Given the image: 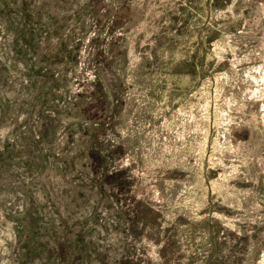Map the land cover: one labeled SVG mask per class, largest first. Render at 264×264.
Returning <instances> with one entry per match:
<instances>
[{
	"label": "rangeland",
	"instance_id": "374dc122",
	"mask_svg": "<svg viewBox=\"0 0 264 264\" xmlns=\"http://www.w3.org/2000/svg\"><path fill=\"white\" fill-rule=\"evenodd\" d=\"M0 264H264V0H0Z\"/></svg>",
	"mask_w": 264,
	"mask_h": 264
}]
</instances>
